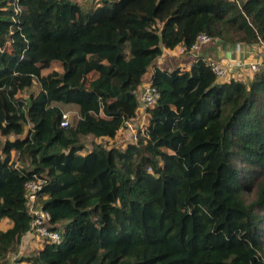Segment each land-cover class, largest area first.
I'll use <instances>...</instances> for the list:
<instances>
[{
	"label": "trees",
	"instance_id": "obj_1",
	"mask_svg": "<svg viewBox=\"0 0 264 264\" xmlns=\"http://www.w3.org/2000/svg\"><path fill=\"white\" fill-rule=\"evenodd\" d=\"M91 2L0 0V264L29 231L34 172L60 240L28 264H264V74L155 64L201 32L264 40V0ZM151 67L159 97L136 140L89 148L136 116ZM66 103L78 115L61 125Z\"/></svg>",
	"mask_w": 264,
	"mask_h": 264
},
{
	"label": "built area",
	"instance_id": "obj_2",
	"mask_svg": "<svg viewBox=\"0 0 264 264\" xmlns=\"http://www.w3.org/2000/svg\"><path fill=\"white\" fill-rule=\"evenodd\" d=\"M216 39L205 32H201L190 46L178 45L176 47L177 53L182 56L190 55L193 59L192 61H194L202 55V49ZM206 61L218 80L237 76L242 68H247L251 72L261 70L264 74V40L252 44L251 47L241 51L238 56H206ZM136 96L138 100L136 116L125 120L123 126L125 130L130 131L134 136L138 129L143 128L142 124L145 122L146 115H148L147 110L157 102L159 91L149 79L138 86ZM68 121L69 115L63 112L61 125H67ZM148 169L151 170L150 167ZM44 183L45 178L35 172L24 181L26 207L32 215L27 234L40 237L43 241L59 242L60 234L56 229L52 228L50 212L42 208L38 202V193Z\"/></svg>",
	"mask_w": 264,
	"mask_h": 264
},
{
	"label": "rangeland",
	"instance_id": "obj_3",
	"mask_svg": "<svg viewBox=\"0 0 264 264\" xmlns=\"http://www.w3.org/2000/svg\"><path fill=\"white\" fill-rule=\"evenodd\" d=\"M78 1L82 4H85L87 2V0H78ZM89 2H91V0H89ZM177 52L178 51L176 49L174 56L171 55V53L165 52L164 56L162 58L160 57V60L162 61L161 63L171 60L167 62L168 64L166 63L167 67L169 69L175 68L177 65L175 62L172 61L173 57L182 58V55L178 54ZM233 56H238V54L236 53ZM155 64H157V62ZM53 70H55L56 72L61 71L60 65L52 64L49 67L44 68L42 72L44 75H47V73ZM151 73H152V67L149 68V70H147V72H145V74L143 75V82H147L150 79ZM239 74H241L239 75L240 78L242 77V79H246V77L251 75L252 72L249 71L247 68H242ZM38 89H39V83L37 80H34L30 86L19 91V96L27 97L30 92H36ZM61 106H62L63 112H66L69 115V120L73 121L77 117L78 111H77V107L75 104L66 103V104H61ZM146 122H147V115H146L145 122L142 124L143 127L145 126ZM125 131L126 130L124 127L119 129L113 138H109L106 136L105 137H94L93 135H87V136L82 137V140L87 144L89 148H92L93 143H95L96 141H100L103 144L108 145V146H110L111 144H118L123 147L125 146L127 142L136 140V135L134 136V134H131L130 131H127V132ZM13 157L14 159L19 160L17 152H13ZM6 223L7 222L5 220L1 219V222H0L1 226H4ZM42 242H43L42 238L36 237L33 235H28L27 237H24V240L18 242V251L16 250L14 252H9L4 263L5 264H28L27 262L20 260V256H22V254L35 251L38 247L42 245Z\"/></svg>",
	"mask_w": 264,
	"mask_h": 264
},
{
	"label": "crops",
	"instance_id": "obj_4",
	"mask_svg": "<svg viewBox=\"0 0 264 264\" xmlns=\"http://www.w3.org/2000/svg\"><path fill=\"white\" fill-rule=\"evenodd\" d=\"M251 45L250 44L243 45L240 43H227L225 41L216 39L214 42H211L208 45H206L202 49L201 54L205 55V56H217V57L221 56V55L222 56H229V55L233 56L236 53L240 54L241 51L246 50L247 48L251 47ZM175 51H176V48H174V49L163 48V53L156 60V62H157L156 65L161 67V68L169 69L167 67V64H168L167 62H169L171 60H168L164 63H161L162 61L160 60V57L162 58L164 56L165 52L171 53V55L174 56ZM179 58L173 57V59H172V61L176 63V65H177L176 67H187V68H189V66L191 65L192 60H193L192 57L190 55H183L182 58H180V59ZM125 132H127V130ZM28 235L29 234L23 235V237L21 238V241L24 240V237H27Z\"/></svg>",
	"mask_w": 264,
	"mask_h": 264
}]
</instances>
